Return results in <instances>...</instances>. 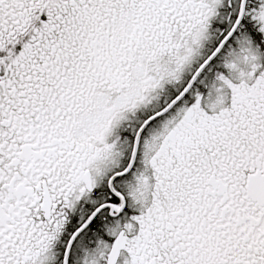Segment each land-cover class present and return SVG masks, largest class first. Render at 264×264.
Returning <instances> with one entry per match:
<instances>
[{
	"label": "snow or ice",
	"instance_id": "obj_1",
	"mask_svg": "<svg viewBox=\"0 0 264 264\" xmlns=\"http://www.w3.org/2000/svg\"><path fill=\"white\" fill-rule=\"evenodd\" d=\"M0 264H264V0H0Z\"/></svg>",
	"mask_w": 264,
	"mask_h": 264
},
{
	"label": "rangeland",
	"instance_id": "obj_2",
	"mask_svg": "<svg viewBox=\"0 0 264 264\" xmlns=\"http://www.w3.org/2000/svg\"><path fill=\"white\" fill-rule=\"evenodd\" d=\"M208 79H210V76L208 77Z\"/></svg>",
	"mask_w": 264,
	"mask_h": 264
}]
</instances>
